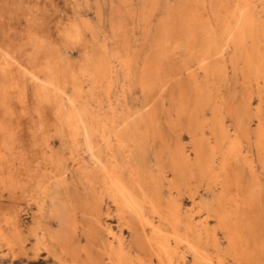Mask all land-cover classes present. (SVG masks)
Wrapping results in <instances>:
<instances>
[{
    "label": "rangeland",
    "instance_id": "1",
    "mask_svg": "<svg viewBox=\"0 0 264 264\" xmlns=\"http://www.w3.org/2000/svg\"><path fill=\"white\" fill-rule=\"evenodd\" d=\"M123 1L0 0V53L10 63L7 73L3 74L0 71V225L8 237V240L0 239V264H23L25 261L21 260L16 240L10 235L13 227L6 223L8 219L18 218L24 230L31 225V211L20 200L17 188L19 173H22V155H26L31 173H37L34 169L36 165L39 173H52L55 164L44 160L49 157V153L57 156L67 174L68 193L76 192L80 197L89 194L87 192L89 189L98 194L96 189L93 191L92 186L88 187L85 179L97 177L99 181L103 173L101 164H107V167L114 164L116 173L123 176L131 173L129 177L132 179L136 178L135 173H143L144 170L146 175L143 173L141 182L145 187L150 175L157 178L161 206L165 208L167 205H179L183 212L190 210L194 216L195 233L198 234L195 241L200 239V243H197L196 253L182 244L175 247L176 255L183 256L180 259L183 261L182 264H209L206 263L208 258H212L216 264L218 257L224 264H264V169L256 158L255 147L252 144L255 142L253 131L257 127V119L253 114L258 111L261 118H264V102L259 100L261 85L260 83L253 85L251 75L248 76L244 68L243 57L237 58L238 62H234V56L237 54L233 55V45L226 31V29L232 31L237 27L239 21H236L232 13L236 11V5L241 6L245 3L248 4L251 18L257 23H264V0ZM74 29L80 34V39L76 42L66 36L67 32H73ZM253 33H248L242 44L246 51L253 47L257 48V50L253 48L255 51L252 54L253 60H256L264 55V35L255 30ZM208 52L209 57L206 55ZM84 53L89 57L86 61L83 59ZM98 62L106 66L107 72L92 82L90 76L92 66ZM153 65L154 67H151ZM51 68L59 70L58 80L63 90L58 97L53 95L49 88H42L40 91L47 90V98L50 101L58 98L60 111L56 110L53 103L42 102L38 96L36 97L39 84L45 82ZM30 71L37 73L40 78H31ZM149 78L151 81L145 84ZM256 86H259L258 89ZM149 90L152 97H148L151 95L148 93ZM189 90H193V93ZM75 91L88 99L82 109L84 113L80 108L77 110L80 118L84 119L88 127L93 128L113 122L120 131L121 145L114 136H110L109 149L103 154H98V147H101L99 132L94 139L97 145L95 144L96 147L94 145L91 150H87L81 141L76 145L71 143L67 132L62 128L64 124L62 119L64 120L70 111L68 100L74 99ZM242 96L246 99L244 100ZM241 100L245 101L243 102L245 106L239 104ZM246 100L249 105L246 104ZM78 103L79 101L76 102V106ZM242 107H247L245 110L250 115L248 121L250 136L249 139L243 140L241 152L237 155L240 160L236 157L235 162H231L226 171L219 169L218 161L221 154L218 152L214 153L212 157L214 162L208 169L201 162H196L193 158L191 128L199 127L192 135L197 134L195 137L199 138L202 130L203 138L208 140V147L213 146L214 140L210 131L213 130L215 123L221 122L229 129L231 136L234 125L232 113L235 115L236 111L241 114ZM153 109H156L155 115ZM231 115L233 117H230ZM167 152L169 158L165 154ZM185 154L189 155V159L184 176L179 169ZM95 155L101 158L100 162L96 161ZM112 157L114 160H111ZM138 158L141 160L137 161ZM237 165H242L243 167L240 166L242 169ZM229 171H232V175ZM225 176L228 180L231 179V182ZM259 200L260 202L263 200V203L260 204ZM247 203L250 207L249 204L246 205ZM107 206L108 215L105 213ZM101 208V224L109 225L114 233L119 234L129 244L132 235L126 227L119 228L114 206L104 195ZM234 211L239 215L238 222L232 225V229L240 233L235 244L237 258L225 236L221 219L222 216L232 215ZM251 211L255 216L251 215ZM148 215L151 213L148 212ZM77 217L80 219L81 214L78 213ZM153 217L154 223H157L156 215L153 214ZM89 221L87 218L82 220V224L88 226L82 225L74 238L75 241L73 239L71 243L75 246L73 249L80 251L76 264H81V261L86 259L84 256L89 250L90 257L101 256L102 246L107 244L104 227L95 225L93 227L97 229L96 232L87 234L89 230H93L91 224L94 222L89 224ZM52 227H56L54 221ZM255 236L257 240L253 239ZM246 243L248 249L252 247L251 253L247 252ZM30 244L31 242H28L27 247ZM144 248L140 250V255L132 253L141 257L147 264H158L149 247L145 245ZM143 250L146 253L143 254ZM248 255L252 256L251 259L247 258ZM150 258L153 259L152 262L148 261ZM36 259L34 264H60L42 249L38 251Z\"/></svg>",
    "mask_w": 264,
    "mask_h": 264
},
{
    "label": "bare ground",
    "instance_id": "2",
    "mask_svg": "<svg viewBox=\"0 0 264 264\" xmlns=\"http://www.w3.org/2000/svg\"><path fill=\"white\" fill-rule=\"evenodd\" d=\"M77 3H78V1H77ZM165 5H166V3H165ZM75 7H77V6H75ZM235 10L236 11L234 13H232V15H234L236 17V21H239V24L232 31L226 29L227 33H229V35H230V40H231L232 45H233V49H232L233 55L237 54V56H234L235 57L234 62H238L237 58L241 59L243 57L242 61L244 62L243 65L245 64L244 68H246V72H247L248 76L251 75L250 79L254 81L253 85H254V83L256 85H259V83H260V85H261L260 87L258 86L259 90H260L259 94H261V96H259V100H262V102H264V55H261L259 57V59L253 60L254 56L252 54L254 53L255 50H257V48L252 46L255 50H253V48H252L250 51H246L243 44H242V43H244V40H245L247 34L253 33L254 30L260 31L264 35V23H257L251 18V14L249 13L247 3L242 4L241 6L236 5ZM104 25H102V26H104ZM66 36H68L72 41H75V42L79 41V39H80V34L76 29H74L73 32H69V33L67 32ZM252 41H253V39H252ZM250 43H252V42H250ZM247 44H249V41L247 42ZM247 44H245V45H247ZM178 49H180V47ZM222 49H224V48L222 47ZM249 49L250 48H247V50H249ZM262 49H263V47H262ZM171 50L174 51L173 49H171ZM210 50H211V48H210ZM59 52H61V51L59 50ZM59 52H57V53H59ZM165 52L167 53V51H165ZM209 52L206 53V55L209 54ZM190 53H192V52H190ZM211 53H210V55H211ZM169 54H171V52H169ZM2 56L3 55L0 53V71L4 74V73H7L10 63ZM157 56H159V55H157ZM166 56L168 57L169 55H166ZM166 56H165V58H166ZM170 57H172V56H170ZM207 57H209V56L207 55ZM159 58H161V56H159ZM159 58H157L158 61H159ZM83 59L85 61L87 59H89L87 53H84ZM166 59H168V58H166ZM150 60L153 61V59H150ZM160 63H161V65L163 64L162 61H160ZM241 64H242V62H241ZM164 66H166L165 62H164ZM168 66H169V63H167V70H168ZM151 67H154V65ZM161 67H163V65ZM163 69H164V67H163ZM163 69L161 68L162 71H163ZM79 70H80V68H79ZM58 72H59L58 69L57 70L55 68L49 69L48 78H46L44 80L45 82L39 84V88L37 89L36 97L38 96V98L42 102H49L50 104L53 103L56 107V110L60 111L61 109H59L60 103L58 104V102H59L58 98L56 100L50 101L47 98L48 97L47 90H44V91L41 90L40 91V89H42V88L43 89L49 88L50 90L53 91V95H56L58 97V94L61 93V91L63 90L62 86L59 84ZM106 72H107V68L104 64L99 63V62L94 63V65L92 66V72L90 74L92 82L96 81L99 78V76L104 75V73H106ZM150 72H148V73H150ZM30 73H31V78H35V79L40 78L37 73H35L33 71H30ZM155 73H153V74H155ZM165 73H166V71L164 72V74ZM241 75L243 77V73ZM156 76H157V73H156ZM146 77H148V76H146ZM160 77H159V79H160ZM246 77L244 79H246ZM155 78H157V77H155ZM161 79L164 80V78H162V77H161ZM168 79H169V77H168ZM149 80H150V78L146 79V81L144 83L147 84V82L151 81V80L150 81ZM165 80H166V78H165ZM189 80H191V79H189ZM224 80H225V78H224ZM187 82H188V84L191 85V83H189L190 81H187ZM248 83H249V81H248ZM152 84L156 85L155 83H152ZM187 85H186V87H187ZM182 86H185V85H182ZM247 86L249 88V84ZM258 87H257V89H258ZM151 88H153V87H151ZM151 88H150V90H151ZM184 88L185 87H183V89ZM138 89H140V88H138ZM154 89H155V86H154ZM163 89H165V88H163ZM244 89H245V87H244ZM150 90L148 92L149 94H151V92L153 91V90H151V92H150ZM176 90H177V87H176ZM186 90H188V89H186ZM192 91H190V92H192ZM253 92H254V90H253ZM148 93H147V95H149ZM162 93H163V91H162ZM129 95H130V93H129ZM175 95H176V93H175ZM177 95H179V92ZM188 95H190V94H188ZM126 96H128V95H126ZM148 97H152V94L149 95ZM188 98H190V97L188 96ZM243 99H244V97H243ZM163 100H164V98H163ZM224 100H225V98H224ZM77 101H79V103L76 106ZM87 101H88V99L86 98V96L81 94L80 92H77V91L74 92V99L71 98L70 100H68V102L70 104V111L64 117V120L62 119V121H64L62 128L64 131L67 132V135L71 139V143L73 145H76L78 141L79 142L81 141V143L87 148V150L88 149L91 150L94 147V145L96 144V141H94V139L99 132V137H100L99 144H101V147L97 146L98 147V151H97L98 154L99 153L103 154V152L106 149H109L110 140H111L110 136H114V139L116 138L118 140V143H120L119 145H121L122 137L120 135V131H118L119 129H116L113 122H110L109 125H102L100 127L93 128V127H88L86 122L84 121V119L80 118L77 110H78V108H80L81 112H83L82 109H84L83 107L87 104ZM225 101H227V100H225ZM125 102H126V100H125ZM243 102H245V101H243ZM243 102L241 100V101H239V104H243ZM224 103H226V102H224ZM239 104L237 105L238 107H239ZM246 104L249 105L248 100H246ZM257 104H259V103H257ZM204 105H203V107H204ZM232 105H233V103H232ZM128 106H130V105H128ZM242 106H245V105L243 104ZM232 108H234V107H232ZM256 108H257V105H256ZM245 109H247V107H245V108L242 107L241 114H239L240 112L236 113V111H235V115H234V113H232L234 116V118H233L234 119V121H233L234 125L232 128L233 130H232L231 136L228 132L229 129L226 128L225 126H223V124L221 122L215 123L213 130L210 131V133L212 134L213 140H214L213 146L208 147V144H207L208 140L203 138L202 130H200L201 137H199V138L195 137L197 134L195 136L192 135L193 133H196L195 129H197L199 127H192L191 128L190 135H191V139L193 137V139H192V151H193V155H194L193 158L196 162L197 161L201 162L204 165V167L208 169L209 167H211L212 162H214V160L212 158L214 153L218 152L221 154L220 161H218V162H220L219 169L226 171L227 168H229L231 162H233L236 157L238 158V160H240L239 156H237V155H239L241 152V146L243 144V140H244V138H248V136H250V135H248L249 134L248 121L250 120V115H249V113H247V110H245ZM143 110L145 111L144 108H143ZM155 110H154L153 115H155ZM191 112H192V110H191ZM179 113H181V111H179ZM184 114H183V116H184ZM226 114L227 113L225 112L224 116H226ZM178 115H180V114H178ZM233 116L231 115L230 117H233ZM253 116L256 117V119H257V127H256V130L253 131L254 136H255V142L254 143L252 142V144L255 147L256 158L258 159L259 162H261L262 167L264 169V121H263L264 118L263 117L261 118L258 111H256L253 114ZM190 119H191V116H190ZM195 119H196V116H195ZM188 121H190V120H188ZM156 123H158V122H156ZM188 123H190V122H188ZM156 125H158V124H156ZM188 125H190V124H188ZM147 127H149V126H147ZM159 129H160V127H159ZM146 131H147V129H146ZM252 136H253V134H252ZM153 140H154V138H153ZM164 140H165V138H164ZM251 140H253V139H251ZM165 142H167V140H165ZM145 143H147V142H145ZM150 144H152V143H150ZM224 144H226V145L224 148H222ZM96 145H95V147H96ZM247 147H248V145H247ZM159 150H160V148H159ZM133 151H134V149H133ZM136 151H138V150H136ZM143 152L145 153V151H143ZM173 152H175V151H173ZM92 153L93 152H91V156H92ZM129 153H131V152H129ZM141 153H139V155ZM156 153H159V152H156ZM165 154H167L166 156H168L169 152H167ZM165 154H164V156H165ZM48 156L49 157H47L44 160H46L48 163L51 162V163L55 164L54 170L52 173H39V171H38L39 169L37 168V165H36V168H34V169H36L35 171H37V173H35V172L31 173L32 170L28 167V159H27L26 155L25 154L22 155V158H21L22 173H19L18 187L17 188L19 190L20 200L22 202H24L25 207L29 208L31 211L30 212L31 225L29 226V228L27 230H24L23 228H21L20 223L18 221V218H14V219L12 218V219L6 220V223H10L13 227L12 228L13 230L11 231L10 235L12 237H14V240H16V244H17V248H18V252L20 254L21 260L22 261L25 260V261H23V264H34L35 261L37 260L36 257L38 256V251L40 249H42L48 255L54 257L58 261V263H60V264H66L68 262L76 264V262L78 261L77 257L79 256L80 251L78 252V251H76V249H73V247H75V246L71 243H72L73 239L76 237L77 232L80 229V227H82V225H87V224H82V220L86 219V218L90 220L89 224H90V222L95 223V224L94 223L91 224L92 227L93 226L95 227V225H99V226L104 227V230L106 231V234H107V244L105 243L104 246H102L103 250L100 249L101 250V253H100L101 256H99L97 258L96 257L94 258V256L90 257L91 255L89 253H91L90 252L91 250H89L88 254L90 256L86 253L87 255L84 256L86 259L81 261V264H96V263L97 264H147L141 257L136 256L132 253V252H136L140 255V250H142L145 245H147L149 247V251H151L150 253H152L155 256L158 264H182L183 261H181L180 259L183 256L176 255V251H175V247L178 246V244H182V245L188 247V249L192 250L194 253H196L198 251L197 250L198 249L197 243L198 242L200 243V239H198L197 242L195 241L198 238V234L195 233V223L193 222L194 216L191 215L190 210H189V212H187L186 210L183 212L182 208L179 205L178 206L167 205V206H165V208H163L160 204V196H159V191H158V187H157L158 181H157V178H155L153 175H150L148 177L149 180H147V182L145 184L146 187H145V186H143L144 183L141 182L142 176L146 175V173H144V170H143L144 175H143V173H135L136 178L132 179V177H129V176H131V173L126 174V176H123L121 173H116V169H115L116 166L114 164H112L110 167H107L106 166L107 164H105V165L101 164V170L103 173H101V177H100L99 181L96 179L97 177H93L90 180L85 179L88 187L92 186L93 191H94V189H96L98 191V194H96V191L91 192L92 190H90L89 188H88L89 190H87V192L89 194H86L85 193L86 190L84 188V190H85L84 193L86 195L80 197L79 194L76 192L71 193V194L68 193V191H67L68 185L66 183L67 174L65 173V170L62 167L60 160H58L57 156H52V154H50V153L48 154ZM188 156H189L188 154L183 155L182 161L180 163V169L179 170H181V172H182L181 175H184L185 166H186V164H188V159H189ZM95 157H96V161L100 162L101 158L98 155H95ZM95 157H93V158H95ZM113 157L111 160H114ZM140 157H142V156H140ZM252 157H254V156H252ZM167 158H169V156ZM154 159H155V157H154ZM140 160H141V158H140ZM140 160H139V158L137 159V161H140ZM158 160L160 161L159 158H158ZM166 160H165V162H166ZM141 163L142 162H140V166H141ZM163 164H165V163H163ZM163 164H162V166H163ZM233 165H236V164H233ZM237 166L240 167L242 165H237ZM242 167H240V169H242ZM233 168H235V166H233ZM237 168L238 167H236V169ZM229 172L231 174L232 171H229ZM241 172H242V170H241ZM92 176L93 175H91V177ZM230 176H228V177H230ZM228 177H226V179ZM73 178H75V177H73ZM230 180H228V181H230ZM228 181H226V182L228 183ZM8 182L10 183V181H8ZM227 183H226V185H227ZM240 183H241V181L239 182V184ZM222 184L224 185V183H222ZM222 184H221V186H222ZM103 195L106 196L109 199V201L111 202L112 206H114L115 217L117 219V224H118L119 228L122 229V227L123 228L126 227V229H128V231L132 235V240H130L129 244L119 234L114 233L113 229L109 225L103 226V224H101L102 223L101 222V220H102V218H101V213H102L101 201L103 199ZM208 196H209V194H208ZM243 198H244V196H243ZM234 202H236V201H234ZM259 202H260V200H259ZM262 203H263V200H262V202H260V204H262ZM169 204H171V202ZM248 204L249 203H247L246 205H248ZM250 204H251V202H250ZM250 204L248 205L249 207H250ZM255 205H256V203H255ZM238 207L239 206H237L236 210H238ZM148 212H150L152 216L151 215L149 216ZM78 213L81 214L80 219L77 217ZM105 213L107 215L109 213L108 212V206L106 207ZM236 213H237V211H234L232 213V215L230 214L226 217L225 216L221 217V219H223L222 220L223 221L222 222V228L224 229L225 236L229 240V244L231 245V248L234 251V255L237 252L236 251L237 248L235 247L236 246L235 244H236V242H238L237 240H238L239 234H240L239 232H238L239 233L238 234L237 231L232 229V225L233 224L235 225L236 221L239 220V215H236ZM153 214L156 215L157 223H154V221H153V218H154ZM252 214H253V212L251 213V215ZM250 219H251V217H250ZM246 220L244 222H246ZM52 221H54V223L56 224L55 228L52 227ZM86 222L87 221H85V223ZM257 222H259V221H257ZM253 225H252V228L254 227ZM243 226H244V224H243ZM94 227L92 228L93 230L95 229ZM102 227H99V228H102ZM89 229H87V230H89ZM240 229H241V227H240ZM93 230L92 231L89 230L87 234L90 235L91 234L90 232H96L97 229H95L94 231ZM254 230H255V228H254ZM254 230H252V231H254ZM239 231H241V230H239ZM83 232H85V230H83ZM206 233H207L206 235H208V232H206ZM243 233H245V232H243ZM87 234H86V236H87ZM253 235H254V233H253ZM255 235H257V234L255 233ZM94 237H95V235H94ZM241 237H242V235H241ZM241 237H240V239H241ZM256 237L257 236H255V238H253V239L257 240ZM0 239L8 240L7 235L3 233L1 225H0ZM95 239H96V237H95ZM170 240H172L171 243H170ZM241 240H243V238ZM74 241H75V239H74ZM249 241H247V243ZM251 241H252V239H251ZM9 242L10 241H8V243ZM28 242H31L29 247H27ZM210 242H211V240H210ZM242 242H241V244H242ZM247 243H246V248H247ZM101 244H103V241L101 242ZM207 244H209V243H207ZM71 245H73V246H71ZM263 246H264V242H263ZM98 248H99V246H98ZM146 248H144V249H146ZM251 248L250 249L247 248L248 249V250L246 249L247 252L250 251ZM95 249H96V247H95ZM85 251H86V249L84 250V252ZM144 251L145 250H143L142 253ZM224 251L226 252V250H224ZM251 251H250V253H251ZM144 253H146V252H144ZM30 254H31V257H29ZM199 254H201V253H199ZM226 254H228V252H226ZM263 255H264V253H263ZM227 256H229V255H227ZM248 256H247V258L252 257V256H249V257ZM235 257L237 258V255H235ZM247 258H246V260H249ZM219 259H220L219 257L216 259V262H217L216 264H224L222 262V260L221 259L219 260ZM232 259H234V257H232ZM104 260H105V262H103ZM242 260H244V259H242ZM148 261L152 262L153 259L150 258V259H148ZM187 262H190V261H187ZM206 263L215 264V262L212 258H208V262L206 261Z\"/></svg>",
    "mask_w": 264,
    "mask_h": 264
}]
</instances>
